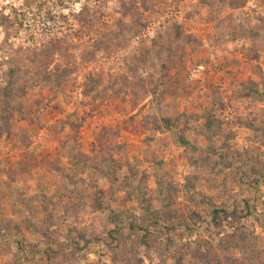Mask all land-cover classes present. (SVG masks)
<instances>
[{
	"label": "rangeland",
	"instance_id": "obj_1",
	"mask_svg": "<svg viewBox=\"0 0 264 264\" xmlns=\"http://www.w3.org/2000/svg\"><path fill=\"white\" fill-rule=\"evenodd\" d=\"M243 1L0 0V264H113L117 228L122 264H195L212 237L222 257L235 234L264 264V0ZM241 199L250 218L207 224Z\"/></svg>",
	"mask_w": 264,
	"mask_h": 264
},
{
	"label": "trees",
	"instance_id": "obj_2",
	"mask_svg": "<svg viewBox=\"0 0 264 264\" xmlns=\"http://www.w3.org/2000/svg\"><path fill=\"white\" fill-rule=\"evenodd\" d=\"M232 2L234 3L233 5H235V6L243 5V3H244L243 0H232ZM0 21L3 24L8 23L10 25L11 30L13 32H16L17 29H15V24L13 23L11 18H9L8 16H3L0 18ZM162 73H165V71ZM89 83H90V88L93 89L95 87V82L90 81ZM10 95H11V91L9 89H5L4 90V97H3L2 101L4 103L7 102V99L9 98ZM174 98H175V96H174ZM159 100H160L159 105L161 108L160 112L163 114H166V113H168L171 110H174L176 108V106L174 104H171V105L161 104L163 98H159ZM141 109H142V105L139 107V110H141ZM202 110L204 111L203 116L206 120L204 125H203L202 136L204 138H206V140L208 142H211L212 140L214 141L215 139L218 140V139H221L222 137H224L225 135L222 134V130H221L222 122L220 120L214 118L212 116L211 112L206 110L204 107H202ZM158 117L159 116L156 115V117H154V118L151 117L149 119L153 118V122H155V123L159 119L158 121H161L162 126L168 127V126L173 125L176 128L178 127V124L180 121L179 117H176L172 122L168 118L160 119ZM144 119H147V118H144ZM102 134L105 135L104 132H102ZM180 138H181L180 143L182 144V146L188 147V149L190 150V152L192 154L196 152L192 147H189V144L186 141L182 140V137H180ZM221 148L223 149V155L221 154V163L225 167L230 168L231 163L228 162L230 152L225 149L226 146H225L224 139H223V141H221ZM233 173L237 174V180L238 181H240L242 183L247 182V179H245L244 173H241V172H233ZM260 180H262V179L260 177H258V179L255 178V179H253L252 182L247 183V184H249V185L252 184V186H255V185L257 186L259 184ZM142 198H143V200H145V197H142ZM241 202L245 208L244 214L237 212V210L236 211L235 210L229 211V209L225 208V207L211 206L210 210H209V214L207 215L208 216L207 224L209 226L212 225L214 230L219 231L222 222L229 219L230 216H234L235 219H237V220L250 218L251 217V206L249 203V199H241ZM95 203L100 205V202H98V200H96ZM237 203L238 202H236V207H235L236 209H237ZM191 218H192V220L186 219V220L180 221V223L176 222V226L182 225L187 233L191 232L193 227L199 226L198 222L200 221V219H198V218H194V217H191ZM159 220L160 219H152L151 223L155 226H158ZM262 226L264 227V222L262 223ZM134 228H138V226L129 224V229L134 230ZM165 228H166V230H172L174 228V225H171V226L167 225ZM119 229L120 228H117L116 230L109 231L107 233V238L109 241L107 242L105 248H106V250L111 252L113 264H118V262H119V264H122L123 259L127 258L129 255L128 253L126 254L127 251H124L123 248L120 246L121 242L119 241V236L121 234V232H120L121 229L120 230ZM148 232H150L148 227H144L143 234L141 235V240H145L147 234H149ZM216 233H218V232H216ZM215 234L213 233V236H218L217 234L216 235ZM216 239H217V237H216ZM96 240H100V238H97ZM210 240L204 241L206 249H204V251H202L200 253V255L197 257V258H199V261L195 262V264H259L257 262L258 260L255 259L257 252H255L254 249L249 248L250 244L247 241H245L246 238L244 236H240L239 234H235V235L230 236V237L224 236V237L218 238L217 239V241H218L217 247L220 249L222 248V250H221L222 255H223L222 257H219L218 255H216L217 253L213 250V246H214L213 243L215 242L213 237ZM88 241H90V239ZM207 244L208 245L210 244L208 246L209 248L206 246ZM231 246H234L235 249L237 248V250L240 253V257H242L241 258L242 260L231 258V256L229 255V251L227 250V249H230ZM30 248H32V246ZM29 252H31V251H29ZM250 252L252 253V255L250 254ZM193 261H195V260L193 259ZM17 264H21V263H17Z\"/></svg>",
	"mask_w": 264,
	"mask_h": 264
}]
</instances>
